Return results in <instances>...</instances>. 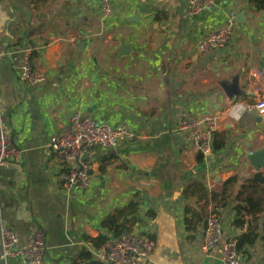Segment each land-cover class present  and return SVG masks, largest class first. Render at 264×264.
Listing matches in <instances>:
<instances>
[{
    "label": "crops",
    "instance_id": "0c3cea01",
    "mask_svg": "<svg viewBox=\"0 0 264 264\" xmlns=\"http://www.w3.org/2000/svg\"><path fill=\"white\" fill-rule=\"evenodd\" d=\"M232 15L230 44L199 52L198 40ZM27 56L42 83L21 80ZM262 66L264 9L251 0H218L197 16L186 0H115L109 19L98 0H0V118L22 149L20 164L0 166V228L13 229L21 248L42 229L46 264H90L97 248L87 238L106 232L102 221L134 201L130 227L156 241L146 264H223V245L242 231L221 186L241 179L249 156L264 147V118L243 110L242 95L230 100L221 83L238 78L245 94L250 72ZM261 89L264 96V81ZM75 112L137 134L133 142L87 151L93 171L83 191L65 187L50 150L51 135ZM186 113L220 114L215 139L225 146L198 161L200 153L176 130ZM212 214L222 219L223 236L204 253ZM240 264H264V240L247 247Z\"/></svg>",
    "mask_w": 264,
    "mask_h": 264
},
{
    "label": "built area",
    "instance_id": "2783aa9c",
    "mask_svg": "<svg viewBox=\"0 0 264 264\" xmlns=\"http://www.w3.org/2000/svg\"><path fill=\"white\" fill-rule=\"evenodd\" d=\"M104 18L113 15L115 0H98ZM218 0H186L187 11L197 16L212 8ZM235 16H229L220 29L202 37L197 42L201 53L218 51L226 48L235 36ZM75 41L77 37H72ZM21 80L30 85H37L45 80L42 73L36 72L27 56L25 64L19 71ZM264 81V66L250 72V88L241 96L243 110L248 114L257 112L260 119L264 118V96L262 82ZM220 114H205L201 116L184 114L177 132L191 147L203 154L213 153V135L218 128ZM136 131L126 124L116 126L97 121L89 115L75 112L70 117L69 125L50 137V150L58 159L64 170L65 187L69 190H87L91 184L92 163L87 159V151L94 148H114L122 142H133ZM22 162V149L15 143L12 135L5 129L0 118V166ZM247 228V225H245ZM223 236L222 219L218 214H212L206 222L201 250L204 253L214 249ZM0 264H9L11 260L28 264H46L47 242L45 232L38 229L26 248L19 246L17 233L8 226L0 228ZM156 250V241L149 234H142L131 227L118 237L108 238L102 246L95 249L94 261L101 264H146ZM223 264H240L241 254L237 252V241L229 240L223 245Z\"/></svg>",
    "mask_w": 264,
    "mask_h": 264
},
{
    "label": "trees",
    "instance_id": "16d2710c",
    "mask_svg": "<svg viewBox=\"0 0 264 264\" xmlns=\"http://www.w3.org/2000/svg\"><path fill=\"white\" fill-rule=\"evenodd\" d=\"M251 3L257 10L264 9V0H251ZM217 135V134H216ZM226 144V140L215 139L213 135L212 149L213 152L222 149ZM204 157L200 153L198 161ZM231 186H234V194H227ZM264 184H261L253 179H248L246 182H240L238 176H234L226 180L222 186L220 196L222 195L225 204L230 205L235 213V220L233 226L240 229L242 232L234 239L237 241V252L243 254L247 247L254 246L258 241L264 240ZM213 197H217L214 193ZM139 204L131 201L127 206L117 209L113 214L107 216L102 221V227L106 232L99 234L96 238L89 239L96 248L110 237H118L130 226L137 222L136 215L138 214ZM189 209L186 210V214ZM216 213V212H215ZM154 213L150 212V216L154 217ZM249 218H251L249 220ZM187 229L191 230L190 221L185 219ZM247 225V228H245ZM85 259L91 260L92 255L90 252L85 253ZM90 264H101L100 262L93 261Z\"/></svg>",
    "mask_w": 264,
    "mask_h": 264
},
{
    "label": "water",
    "instance_id": "95a60500",
    "mask_svg": "<svg viewBox=\"0 0 264 264\" xmlns=\"http://www.w3.org/2000/svg\"><path fill=\"white\" fill-rule=\"evenodd\" d=\"M238 83H239L238 78H235L233 83H230V84H228L226 82L221 83V87L223 88L226 96L230 100H233L240 95H244V92H242ZM248 160H249L251 166L254 168V170L258 171L257 173L254 174L253 180L263 184L264 183V177L262 176V173L259 172V170L261 168H264V147L261 150L251 154L249 156Z\"/></svg>",
    "mask_w": 264,
    "mask_h": 264
},
{
    "label": "rangeland",
    "instance_id": "374dc122",
    "mask_svg": "<svg viewBox=\"0 0 264 264\" xmlns=\"http://www.w3.org/2000/svg\"><path fill=\"white\" fill-rule=\"evenodd\" d=\"M243 161L247 162L244 158H243ZM257 172H258V171L254 170V168L251 166V164H249V165H248V168H247V171L244 172V175H243V177H241L240 182H241V181H242V182H246L248 179H253L254 174L257 173ZM259 172H261V173H262V176L264 177V168H261V169L259 170ZM263 184H264V183H263ZM221 187H222V186H221ZM233 190H234V186H231V187L229 188L227 194H234V193H232V192H234ZM234 195H235V194H234ZM262 196L264 197V194H262ZM214 212H215V211H214Z\"/></svg>",
    "mask_w": 264,
    "mask_h": 264
}]
</instances>
